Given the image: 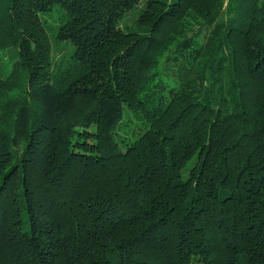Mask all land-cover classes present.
I'll return each instance as SVG.
<instances>
[{"label": "trees", "instance_id": "1", "mask_svg": "<svg viewBox=\"0 0 264 264\" xmlns=\"http://www.w3.org/2000/svg\"><path fill=\"white\" fill-rule=\"evenodd\" d=\"M0 264H264V0H0Z\"/></svg>", "mask_w": 264, "mask_h": 264}, {"label": "rangeland", "instance_id": "2", "mask_svg": "<svg viewBox=\"0 0 264 264\" xmlns=\"http://www.w3.org/2000/svg\"><path fill=\"white\" fill-rule=\"evenodd\" d=\"M226 3V2H225ZM226 7V6H225ZM226 11V14L225 15H222L221 16V18H223V20H227V14H228V11L227 10H225ZM199 43L200 42H202V37H200L199 38V41H198ZM59 54H57V48H55V47H53L52 46V51H51V57H52V62H54L55 61V58H56V56H58ZM161 62H162V60H161ZM163 62H164V59H163Z\"/></svg>", "mask_w": 264, "mask_h": 264}]
</instances>
